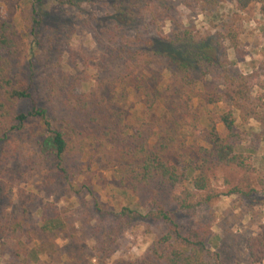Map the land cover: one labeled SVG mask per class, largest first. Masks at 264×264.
Instances as JSON below:
<instances>
[{
	"label": "rangeland",
	"instance_id": "obj_1",
	"mask_svg": "<svg viewBox=\"0 0 264 264\" xmlns=\"http://www.w3.org/2000/svg\"><path fill=\"white\" fill-rule=\"evenodd\" d=\"M90 1L82 0L79 8H74L56 0H43L42 42L33 55L29 53L31 38L24 29L25 19L30 15L27 0L0 3V14L11 18L16 43L27 54L21 67L24 74L19 73V76H28L32 68L33 95L57 128L63 125L66 113L59 102L48 101L43 86L46 79L76 74L82 79L80 90L89 93L95 89L101 74L111 77L120 71L113 57V46L106 38H98L93 30L96 21L104 18L110 9L101 6L98 0ZM184 3L171 1L169 10L164 13L173 22L171 24L168 18L163 21V17L158 25L160 35L170 37L178 29H187L211 44L214 34L223 35L230 70L255 75L257 86L252 89L251 110L263 113L264 13L259 12V6L252 4L239 12L231 0H219L207 8L195 0H188L187 7ZM145 23L143 20L139 25L143 27ZM129 35L133 36V32ZM137 71H141L136 73L138 77L143 74L149 81L161 75L159 64ZM162 77L171 93L172 77L165 70ZM204 85L208 92L222 91L221 82L215 78H206ZM115 107L124 111V124L133 133L144 111L142 95L128 90L125 100ZM224 107V103L206 105L197 97L193 99L194 127L181 128L182 139L177 138L179 143L169 158L182 177L173 191H192L189 203L193 206L197 203V207L177 210L170 200L172 191L165 195L164 203L183 233L199 224L207 225L211 234L205 244L217 255L219 263L248 264L247 241L264 230V183L261 182L264 180V124L254 119L250 108L242 114L233 110L235 150L251 167L248 172L215 164L210 159L205 164L198 151L210 149L208 120H214ZM155 112V124L160 130L169 128L176 120L169 103L160 102ZM216 129L224 132L221 124H217ZM41 134L38 123L31 121L20 132L10 134L7 141L0 142V224L18 222L22 227L21 233L16 234L21 247L9 231L0 235V264H22L23 257L32 249L37 260L29 254L26 264H141L153 239L163 230L161 225L138 218L126 225H117L120 210L138 200L117 175L112 164L116 159L111 160L108 150L89 145L77 160V170L67 183L57 171L55 161L39 153L37 145ZM155 142L154 137L150 146ZM201 164L208 184L205 190L195 191L193 181ZM44 205L56 207L64 223L52 234L40 230ZM140 213H145L142 208Z\"/></svg>",
	"mask_w": 264,
	"mask_h": 264
},
{
	"label": "trees",
	"instance_id": "obj_2",
	"mask_svg": "<svg viewBox=\"0 0 264 264\" xmlns=\"http://www.w3.org/2000/svg\"><path fill=\"white\" fill-rule=\"evenodd\" d=\"M56 1L79 8L82 0ZM171 1L98 0L110 12L96 21L93 30L98 38H106L113 46V57L120 71L111 77L101 74L95 89L89 93L80 90L82 79L76 74H60L46 79L43 86L48 101L59 102L66 113L63 125L58 128L33 95L32 68L28 76H19L27 54L16 43V30L11 18L0 14V142L7 141L10 134L20 132L29 122L36 121L42 131L37 145L39 153L55 161L57 171L67 183L70 176H74L77 160L86 147L96 144L108 150L111 160L116 159L112 160V164L121 182L138 200L134 205L129 203L120 210L117 225H126L138 218L162 226L163 232L155 236L141 264H221L217 255L206 247L205 240L211 234L207 225L199 224L183 233L172 211L165 206V195L172 191L170 200L177 210L197 207V203L195 206L189 203L192 191H173L181 183L182 177L169 158L170 153L177 148L181 128L194 127V98H199L206 105L224 103L223 112L214 120H208L207 141L210 149H199L198 154L205 164L210 159L215 164L234 166L248 172L251 167L235 150L237 135L234 132L233 110L242 114L250 108L259 124H264V112L251 110V94L257 86L256 77L230 70L223 35L214 34L212 44L207 39L197 38L187 29H178L170 37L160 35L158 25L162 23L161 19L164 17L163 21L168 18L171 24L173 22L164 13L169 10ZM182 1L187 7L188 0ZM195 1L207 8L219 0ZM27 2L30 15L25 19L24 29L31 38L29 53L33 55L42 42L43 0ZM86 2L91 3L90 0ZM231 2L239 12L254 4L259 6L260 13H264V0ZM143 20L146 23L141 27L139 23ZM130 32H133V36L129 35ZM231 37L234 44L235 37ZM153 64H159L161 75L153 77L151 81L143 74L140 77L136 75L141 72L137 70H146ZM163 70L172 77L174 88L171 93L164 83ZM208 77L221 82L220 93L207 91L204 82ZM149 82H153L152 85ZM131 89L138 91L144 100L141 122L133 133L124 124V111L115 107L125 100L127 91ZM160 102L169 103L170 111L176 116L173 125L161 130L154 119L157 117L155 108ZM261 108L264 109V105ZM217 124L223 126V133L216 129ZM154 137L156 142L150 146ZM201 168L202 164L193 181L195 191L207 188L208 179ZM261 182L264 183V180ZM49 206L41 208L40 230L45 234H52L64 226L58 209ZM140 208L145 212L143 215ZM21 229L18 222L0 224V235L4 236L9 231L21 247L22 243L16 235L21 233ZM246 249L248 264H263L264 230L247 241ZM29 254L37 260V254L32 249L23 257L22 264L27 263ZM16 257H21L19 251Z\"/></svg>",
	"mask_w": 264,
	"mask_h": 264
}]
</instances>
